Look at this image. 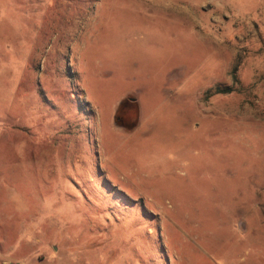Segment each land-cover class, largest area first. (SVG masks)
I'll list each match as a JSON object with an SVG mask.
<instances>
[{"label": "rangeland", "instance_id": "1", "mask_svg": "<svg viewBox=\"0 0 264 264\" xmlns=\"http://www.w3.org/2000/svg\"><path fill=\"white\" fill-rule=\"evenodd\" d=\"M10 263L264 264V0H0Z\"/></svg>", "mask_w": 264, "mask_h": 264}, {"label": "trees", "instance_id": "2", "mask_svg": "<svg viewBox=\"0 0 264 264\" xmlns=\"http://www.w3.org/2000/svg\"><path fill=\"white\" fill-rule=\"evenodd\" d=\"M127 104H131V106L134 107V110H133V113H134L133 120H134V122L129 123L130 124L129 126L125 125V123L122 122V120H121V118H125L126 117V121H128V119L130 117V115H128V112H127L128 110L126 109L127 106H129ZM117 119H118V123L120 125L126 126L129 129L134 128L137 125V123H138V107H136V104L135 103H123L121 105L120 109H119L118 114H117Z\"/></svg>", "mask_w": 264, "mask_h": 264}, {"label": "water", "instance_id": "3", "mask_svg": "<svg viewBox=\"0 0 264 264\" xmlns=\"http://www.w3.org/2000/svg\"><path fill=\"white\" fill-rule=\"evenodd\" d=\"M10 264H18V263H10Z\"/></svg>", "mask_w": 264, "mask_h": 264}]
</instances>
